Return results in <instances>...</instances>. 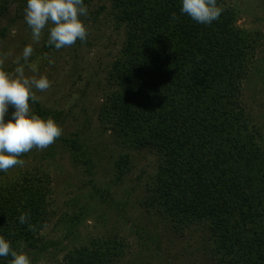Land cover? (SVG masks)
I'll return each mask as SVG.
<instances>
[{
    "label": "trees",
    "instance_id": "1",
    "mask_svg": "<svg viewBox=\"0 0 264 264\" xmlns=\"http://www.w3.org/2000/svg\"><path fill=\"white\" fill-rule=\"evenodd\" d=\"M93 1L110 3L125 35L99 120L116 142L158 157L144 205L176 227L203 226L217 264H264V133L242 99L257 37L237 24L238 11L225 0H217L223 12L211 25L181 14V0L84 4ZM29 103L42 119L58 116ZM50 184L46 173L0 184V236L18 253L38 248L52 220ZM21 212H30L35 231L19 223ZM124 247L117 237L99 239L56 264H117Z\"/></svg>",
    "mask_w": 264,
    "mask_h": 264
},
{
    "label": "rangeland",
    "instance_id": "2",
    "mask_svg": "<svg viewBox=\"0 0 264 264\" xmlns=\"http://www.w3.org/2000/svg\"><path fill=\"white\" fill-rule=\"evenodd\" d=\"M225 1L238 11L237 24L258 39L242 99L264 133V0ZM104 3L106 9L97 15ZM26 6L27 0H0V58L7 57L3 70L14 75L18 66L14 61L20 58L24 64L23 49L31 45L34 53L25 75L49 79L48 90L33 91L45 109L58 114L54 121L62 128L61 137L46 150L34 148L21 156L23 167L0 171V184L30 173H46L51 180L53 217L42 231L39 247L24 252L30 262L56 264L75 247L117 237L125 246L117 264H217L203 226L176 227L158 209L144 205L157 171V155L116 142L99 120L102 98L110 88L111 64L125 38L123 27H116L110 15V3L87 4L88 15L80 17L88 30L86 41L78 39L60 50L47 46L51 24L38 43L33 41L24 20ZM30 108L34 114L32 103ZM13 111L10 106L6 123ZM122 160L126 163L120 169Z\"/></svg>",
    "mask_w": 264,
    "mask_h": 264
},
{
    "label": "clouds",
    "instance_id": "3",
    "mask_svg": "<svg viewBox=\"0 0 264 264\" xmlns=\"http://www.w3.org/2000/svg\"><path fill=\"white\" fill-rule=\"evenodd\" d=\"M181 14H186L198 24L211 25L222 15L223 8L217 5V0H181ZM88 15V8L84 0H27L24 20L31 29L34 42H39L46 26L49 35L47 46H54L56 50L73 46L79 39L85 42L88 30L80 19ZM173 19H178L173 13ZM31 45L24 47L22 59L17 58L14 63L18 66L14 75L3 70L6 56L0 58V171L7 172L17 166L23 167L25 161L20 159L34 148L46 150L61 137L62 128L51 117L45 119L32 113L29 101H38L36 91H46L51 82L46 76L28 77L25 75V65L33 55ZM47 58V57H46ZM200 59L201 57H197ZM49 63L54 61L49 59ZM35 71L33 65H28ZM11 112V119L5 122V116ZM30 212H21L19 223L28 225L30 231L35 226L29 223ZM23 247V242H21ZM11 256L10 264H31L27 254L13 250L9 241L0 236V257Z\"/></svg>",
    "mask_w": 264,
    "mask_h": 264
}]
</instances>
